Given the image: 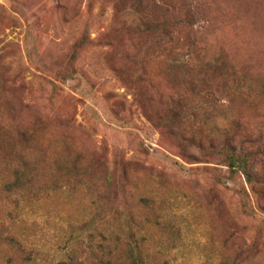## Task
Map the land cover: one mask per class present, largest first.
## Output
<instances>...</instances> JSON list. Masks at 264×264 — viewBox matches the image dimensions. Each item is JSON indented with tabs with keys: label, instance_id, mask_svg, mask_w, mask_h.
<instances>
[{
	"label": "rangeland",
	"instance_id": "374dc122",
	"mask_svg": "<svg viewBox=\"0 0 264 264\" xmlns=\"http://www.w3.org/2000/svg\"><path fill=\"white\" fill-rule=\"evenodd\" d=\"M167 1L171 22L196 7L173 43L151 1L0 0V183L23 158L32 192L68 184L17 230L59 243L62 219L93 212L78 189L91 179L176 264H219L224 250L264 264V0ZM224 148L248 156L253 184Z\"/></svg>",
	"mask_w": 264,
	"mask_h": 264
},
{
	"label": "trees",
	"instance_id": "16d2710c",
	"mask_svg": "<svg viewBox=\"0 0 264 264\" xmlns=\"http://www.w3.org/2000/svg\"><path fill=\"white\" fill-rule=\"evenodd\" d=\"M145 1H151L155 9L161 12L159 18L151 20L152 24H156L158 31H161L160 35L166 38L167 43H173L175 29L187 28L189 34L192 32V26H189L187 20L194 17L196 7L186 10L183 21L177 23L170 21L172 14L169 12H173V6L167 0H158L161 6L156 5V0ZM190 46L195 47V43H191ZM74 72L73 68L69 69L68 66L56 74V79L71 80ZM221 154L228 158L226 167L231 174H241L246 184H253L254 176L250 172L248 156L244 152L224 148ZM35 163L21 158V163L12 165L11 172L0 183V199L4 200V204L0 206V253L4 255L0 258V264H176L177 260L183 262L184 257L172 254L171 245L159 250H155L154 247L153 252L148 246L149 241L141 236V229L136 223L135 216L128 214L125 218L119 209L107 211L104 202L109 199V194L102 188L90 192L91 179L84 180L87 186H79L78 189L89 192L85 196L89 197V208L93 209V212L75 222H66L62 219L59 228L62 236L58 239L59 243L54 245L50 244L51 242L43 245L40 242L28 243L27 235L20 234L17 225L39 218L37 205L39 206L42 200L57 195L56 191L65 190L64 187L68 185L60 186L59 189L57 186L56 190L41 189L32 192L27 187L29 184L27 173L34 170ZM75 186L76 183L71 189H67H76ZM238 195L244 213L253 214L254 211L248 204L247 193L238 192ZM147 201L149 200L139 199L144 206H147ZM227 242L224 241L223 248ZM219 256V264H238L234 262L237 258L231 261L225 250ZM3 258L4 262L1 263Z\"/></svg>",
	"mask_w": 264,
	"mask_h": 264
}]
</instances>
